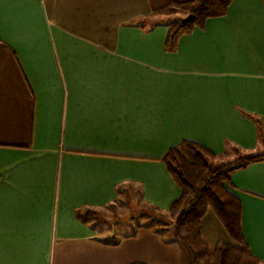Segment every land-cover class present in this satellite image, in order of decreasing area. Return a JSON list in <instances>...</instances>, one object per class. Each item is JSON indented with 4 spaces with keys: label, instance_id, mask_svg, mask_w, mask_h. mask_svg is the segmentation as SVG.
I'll return each mask as SVG.
<instances>
[{
    "label": "crops",
    "instance_id": "0c3cea01",
    "mask_svg": "<svg viewBox=\"0 0 264 264\" xmlns=\"http://www.w3.org/2000/svg\"><path fill=\"white\" fill-rule=\"evenodd\" d=\"M172 1L190 0H0V264H191L172 225L114 244L76 211L141 191L166 213L181 192L162 158L183 140L264 154L262 1L233 0L169 52ZM231 182L264 262V161ZM202 236L228 239L212 212Z\"/></svg>",
    "mask_w": 264,
    "mask_h": 264
},
{
    "label": "trees",
    "instance_id": "16d2710c",
    "mask_svg": "<svg viewBox=\"0 0 264 264\" xmlns=\"http://www.w3.org/2000/svg\"><path fill=\"white\" fill-rule=\"evenodd\" d=\"M232 1L190 0L182 3L172 1L169 8L183 12L186 16L193 15L195 19L191 23H182V18L165 21L164 24L168 28L166 50L176 51L183 36L191 35L196 29L205 30L208 20L226 17ZM261 1L264 6V0ZM155 25L160 24L156 21ZM255 121L260 139L264 142L261 121L258 119ZM229 149L239 153L237 148ZM162 161L179 187L180 196L164 213L143 203V195L138 191L139 200L132 208L135 215L134 224L130 222L119 237L112 236L107 238L106 242L118 244L120 239L134 236L141 228L161 233L172 225L175 227L177 238L190 251L191 264H264L250 250L245 239L242 202L231 189L233 174L252 163L264 161V154L238 155L234 160L221 161L219 156L206 146L183 140L171 147ZM121 190L119 188V191ZM112 206L114 205L108 206V209ZM209 212L218 218L228 235V239L219 241L215 248H211L202 236V222ZM76 216L83 223L89 224L93 230L101 233L110 227L103 210L78 209Z\"/></svg>",
    "mask_w": 264,
    "mask_h": 264
},
{
    "label": "rangeland",
    "instance_id": "374dc122",
    "mask_svg": "<svg viewBox=\"0 0 264 264\" xmlns=\"http://www.w3.org/2000/svg\"><path fill=\"white\" fill-rule=\"evenodd\" d=\"M181 16L186 15L183 12H179L177 10L172 9L169 12L167 11L166 14H164L163 21L176 20L179 19ZM133 199L136 201L138 197L136 198V196H133ZM126 200V196L122 195L114 206H112L110 209L103 210L106 220L110 224V227L104 230L102 237H106L110 234L111 236L119 237L121 235V231H124V228L127 225H125V222H131V224H134L135 219L133 217L130 218L132 214H134V211L131 212V208H134V206H132L131 203H127Z\"/></svg>",
    "mask_w": 264,
    "mask_h": 264
},
{
    "label": "water",
    "instance_id": "95a60500",
    "mask_svg": "<svg viewBox=\"0 0 264 264\" xmlns=\"http://www.w3.org/2000/svg\"><path fill=\"white\" fill-rule=\"evenodd\" d=\"M195 17L193 15L186 16L185 18H182L181 22L182 23H191Z\"/></svg>",
    "mask_w": 264,
    "mask_h": 264
}]
</instances>
